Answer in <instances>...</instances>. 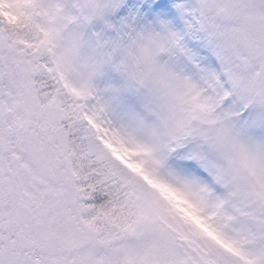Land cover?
Here are the masks:
<instances>
[{"label":"snow or ice","instance_id":"6c2138e0","mask_svg":"<svg viewBox=\"0 0 264 264\" xmlns=\"http://www.w3.org/2000/svg\"><path fill=\"white\" fill-rule=\"evenodd\" d=\"M0 264H264V0H0Z\"/></svg>","mask_w":264,"mask_h":264}]
</instances>
